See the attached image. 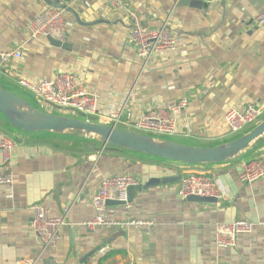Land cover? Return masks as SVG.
Listing matches in <instances>:
<instances>
[{
	"label": "crops",
	"instance_id": "1",
	"mask_svg": "<svg viewBox=\"0 0 264 264\" xmlns=\"http://www.w3.org/2000/svg\"><path fill=\"white\" fill-rule=\"evenodd\" d=\"M123 1L144 26L168 27L176 50L142 62L127 42L129 16L104 0H71L69 6L82 23L64 12L65 47L46 38L31 40L27 26L47 6L41 0H0V51L20 48L23 53L1 69L0 85L19 94L18 78L37 82L60 71L73 72L97 97L93 122L106 124L105 117L120 112L117 128L124 130L148 107L186 98L173 141L207 147L232 140L225 112L264 106V25L254 21L264 0H211L199 7L180 0ZM0 129L16 141L12 185H0V264L27 257L35 264H97L109 253L113 255L103 264H264V226L239 236L233 248L217 249L213 243L218 223L264 221V179L250 185L238 179L242 162L264 157V137L232 160L186 165L103 148L95 139L75 134L16 130L1 114ZM188 173L212 177L226 200L199 204L180 198V182ZM119 174L134 176L137 185L151 178H176L133 190L128 210L107 206L109 220L147 219L154 223L151 230L82 225L94 216L92 196L102 180ZM32 205L65 218L55 248L40 247L35 239Z\"/></svg>",
	"mask_w": 264,
	"mask_h": 264
},
{
	"label": "built area",
	"instance_id": "2",
	"mask_svg": "<svg viewBox=\"0 0 264 264\" xmlns=\"http://www.w3.org/2000/svg\"><path fill=\"white\" fill-rule=\"evenodd\" d=\"M107 5L117 11L125 12L131 20V28L127 35V42L133 47L137 57L144 63L158 54L172 53L176 50V37L166 27L152 28L144 26L138 16L131 12L123 0H104ZM208 2L211 0H198ZM257 26L264 25V10L254 19ZM27 35L31 40L52 38L64 42L67 38V25L64 11L47 7L42 10L27 26ZM23 57L20 48L0 51V71L12 60ZM16 85L19 89L32 96L36 106L42 110L63 116L74 117L80 115L84 121H93L98 113V100L95 94L88 92L80 85L76 74L68 71L57 72L52 79H42L31 82L25 78H18ZM186 98L171 102L167 105H154L145 109L141 115L129 126L128 131L151 136L154 139H169L177 134L178 119L186 109ZM263 104L247 105L244 109H228L223 115L227 134L237 135L249 125H256L263 115ZM122 114L119 112L105 117L108 126L116 127L121 123ZM171 140V139H170ZM16 141L0 131V185H12L13 149ZM238 179L241 183L250 185L264 179V157H255L244 161L240 165ZM137 179L130 174H119L108 177L100 183L92 196L94 216L83 222L89 229H129L149 231L154 223L147 219L126 218L123 220H109L106 217L107 203L119 202L126 210L130 208L127 189L137 185ZM179 197L188 196L215 198L217 204L225 201V193L216 180L203 173L186 174L179 186ZM32 220L31 231L40 247L55 248L60 241V230L65 225V218H54L39 205L30 207ZM68 209H65L67 213ZM256 226H264V221L251 222L247 220H233L216 224L213 243L217 249H228L236 246L239 236L251 234ZM36 260L27 257L18 259L11 264H35Z\"/></svg>",
	"mask_w": 264,
	"mask_h": 264
},
{
	"label": "water",
	"instance_id": "3",
	"mask_svg": "<svg viewBox=\"0 0 264 264\" xmlns=\"http://www.w3.org/2000/svg\"><path fill=\"white\" fill-rule=\"evenodd\" d=\"M47 7L63 10L74 16L81 24L75 9L69 6L71 0H41ZM181 5L199 7L198 0H180ZM50 44L65 47L64 42L46 38ZM0 114L10 127L27 133H48L53 135L75 134L84 138L95 139L103 148L111 147L126 152L142 154L163 160L186 165H202L223 163L241 156L255 141L264 137V118L246 133L230 141L213 146L198 147L185 145L170 139H154L151 136L137 134L93 121H84L77 117L52 114L31 105L23 97L6 90L0 85ZM181 176H178L179 179ZM176 178H151L145 184L127 189L128 202L132 200V191H144L148 188L170 184ZM192 203L216 204L215 198L188 196ZM119 202L110 201L107 205ZM88 257V256H87Z\"/></svg>",
	"mask_w": 264,
	"mask_h": 264
},
{
	"label": "trees",
	"instance_id": "4",
	"mask_svg": "<svg viewBox=\"0 0 264 264\" xmlns=\"http://www.w3.org/2000/svg\"><path fill=\"white\" fill-rule=\"evenodd\" d=\"M17 95H19V96H21V97H23L24 99H26L31 105H33L32 103L33 102H35L34 101V99L30 96V95H28L27 93H25V92H19V94H17ZM33 101V102H32ZM36 104V103H35ZM34 106V105H33ZM35 107H37V106H35ZM241 135V134H240ZM240 135H238V136H240ZM238 136H236V137H238ZM236 137H234L233 139H235ZM113 255V253H109V254H106L104 257H102L98 262H97V264H103L107 259H109L111 256Z\"/></svg>",
	"mask_w": 264,
	"mask_h": 264
},
{
	"label": "rangeland",
	"instance_id": "5",
	"mask_svg": "<svg viewBox=\"0 0 264 264\" xmlns=\"http://www.w3.org/2000/svg\"><path fill=\"white\" fill-rule=\"evenodd\" d=\"M14 91H16L15 89L12 91L13 93H15ZM16 94V93H15ZM33 102V101H32ZM34 106H36V104H35V102H33L32 103ZM73 116L74 117H77V118H82L80 115H76V114H73ZM264 118V114L258 119V120H262ZM252 127H254V125H249V126H246L241 132H240V134L242 135V134H244V133H246L247 131H249ZM0 131H2L4 134H6L7 136H10V134H8V132H7V130H1L0 129ZM240 134H237V135H234L233 136V138L234 137H236V136H238V135H240ZM169 139H171V140H174L175 139V136H173V137H171V138H169Z\"/></svg>",
	"mask_w": 264,
	"mask_h": 264
}]
</instances>
